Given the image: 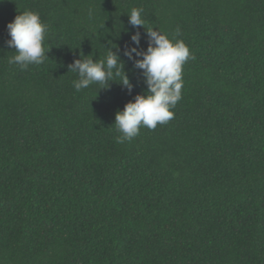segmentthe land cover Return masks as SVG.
<instances>
[{
  "label": "trees",
  "instance_id": "16d2710c",
  "mask_svg": "<svg viewBox=\"0 0 264 264\" xmlns=\"http://www.w3.org/2000/svg\"><path fill=\"white\" fill-rule=\"evenodd\" d=\"M133 8L192 58L173 118L121 144L115 114L147 91ZM25 11L50 51L21 70ZM109 41L131 93L76 91L68 66ZM0 264H264V0H0Z\"/></svg>",
  "mask_w": 264,
  "mask_h": 264
},
{
  "label": "clouds",
  "instance_id": "9594fccd",
  "mask_svg": "<svg viewBox=\"0 0 264 264\" xmlns=\"http://www.w3.org/2000/svg\"><path fill=\"white\" fill-rule=\"evenodd\" d=\"M142 14V8L131 9L127 15L128 23L134 28L145 29L148 47L146 50H138L141 34L137 31L131 36L135 47L126 50L124 55L135 59V68L141 70L147 91L136 95L134 101L125 104L123 110L115 114L114 125L120 133L116 142L121 144L137 137L142 127L155 129L158 124H165L173 118L171 109L181 99L182 67L192 58L183 40L170 39L157 30L146 29ZM7 32L10 39L6 41V45L16 50V54L9 59V64L18 65L21 70H25L29 65H39L48 59L47 53L50 50L45 47V41L49 26L42 21L39 13L25 11L17 15L7 25ZM179 34L177 29L176 35ZM108 44L103 59L94 61L92 55H83V58L80 56L68 66L69 71L78 76V79L73 81L76 91L93 84L100 85V90H108L119 78V84L131 93L133 86L118 55L120 49L111 41Z\"/></svg>",
  "mask_w": 264,
  "mask_h": 264
}]
</instances>
